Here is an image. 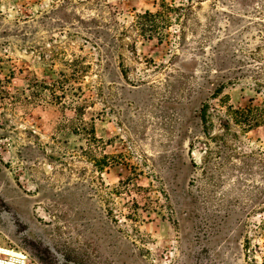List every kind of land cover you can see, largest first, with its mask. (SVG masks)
Masks as SVG:
<instances>
[{
	"label": "rangeland",
	"instance_id": "1",
	"mask_svg": "<svg viewBox=\"0 0 264 264\" xmlns=\"http://www.w3.org/2000/svg\"><path fill=\"white\" fill-rule=\"evenodd\" d=\"M159 4L0 0V258L264 264L263 170L227 162V146L204 160L198 117L207 102L220 133L225 104L264 101L251 79L219 86L257 66L264 0H201L196 34L173 23L162 42L133 28ZM82 115L103 140L97 156L122 163L99 172L79 157ZM228 140L264 161V126Z\"/></svg>",
	"mask_w": 264,
	"mask_h": 264
},
{
	"label": "trees",
	"instance_id": "2",
	"mask_svg": "<svg viewBox=\"0 0 264 264\" xmlns=\"http://www.w3.org/2000/svg\"><path fill=\"white\" fill-rule=\"evenodd\" d=\"M198 8H201V0H189L187 3L180 4H170L166 0H160L158 9L155 11L145 10L143 13L136 16L133 22V28L138 35L144 38L152 39L153 37H156L162 42L163 39L168 36L167 29L170 28L173 23H177L183 27L181 32L182 38L185 39L186 35L184 27L191 28V33L194 35L200 26V20L197 15ZM211 20H213L212 16H209L210 23L207 26L204 35V42L208 39L211 40L212 37L211 29L213 26L210 25ZM213 23H215V20ZM263 49L262 46H257L255 48L256 52L255 50L251 51L250 57L257 63V66L249 70V76L229 78L225 80L226 82L219 83V86L223 88L225 84L234 83L233 81L239 82L243 79H251V82L256 87V91L262 92V90H264V55L261 54ZM244 50L245 48L242 47L238 49V51L241 52ZM241 75H243L242 72ZM224 108V117L223 115H219V113L217 114L220 119V133L214 132L212 114L208 110L209 104L207 102L203 103L200 108L198 117L202 125V134L205 138L203 141L205 146V149L203 150V153L205 154L204 160L212 154L221 153L216 147L220 148L222 146H227L228 153L223 157L227 162H230L232 158L241 155L243 158H241V162H243L248 168L261 166L264 173V161L260 159L257 160L256 157H254V151H239L234 147V144H229L228 140V137L239 140V132L247 133L256 127L264 126V101L260 104H254L251 100L250 104L239 107L225 104ZM77 120L74 133H82L85 135V141L87 143V147L79 146V149H81L79 157L91 160L96 171L99 172L104 171L107 166L122 163L118 159V155L107 154L103 152L104 150L100 152V157H98L96 151H99L101 147H103V140L95 135L93 124L85 120L83 115L77 117ZM234 127L238 130L235 131ZM248 158L250 161L247 160ZM202 170L204 171L205 167H203ZM222 172H224V166L219 164L217 175L210 174L207 177L209 182L213 185L221 184L223 181ZM225 173L229 174L230 172Z\"/></svg>",
	"mask_w": 264,
	"mask_h": 264
},
{
	"label": "built area",
	"instance_id": "3",
	"mask_svg": "<svg viewBox=\"0 0 264 264\" xmlns=\"http://www.w3.org/2000/svg\"><path fill=\"white\" fill-rule=\"evenodd\" d=\"M0 264H24V259L21 257L0 258Z\"/></svg>",
	"mask_w": 264,
	"mask_h": 264
},
{
	"label": "bare ground",
	"instance_id": "4",
	"mask_svg": "<svg viewBox=\"0 0 264 264\" xmlns=\"http://www.w3.org/2000/svg\"><path fill=\"white\" fill-rule=\"evenodd\" d=\"M14 254V253H13ZM16 256H20V255H16Z\"/></svg>",
	"mask_w": 264,
	"mask_h": 264
}]
</instances>
